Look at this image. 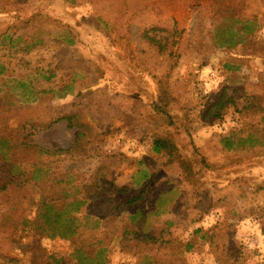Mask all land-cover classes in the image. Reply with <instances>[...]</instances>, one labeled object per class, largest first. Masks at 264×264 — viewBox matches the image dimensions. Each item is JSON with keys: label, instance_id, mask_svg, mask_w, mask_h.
Wrapping results in <instances>:
<instances>
[{"label": "rangeland", "instance_id": "1", "mask_svg": "<svg viewBox=\"0 0 264 264\" xmlns=\"http://www.w3.org/2000/svg\"><path fill=\"white\" fill-rule=\"evenodd\" d=\"M230 12L257 23L231 51L221 49L214 29L230 24ZM3 32L37 33L31 67L56 75L49 84L23 67L11 71L14 78L33 79L39 89H73L64 99L45 95L11 107L10 132L42 152L13 175L0 162V264H79L76 249H100L107 264H140L146 253L158 264H264V114L248 112L258 105L253 97L264 109V0H0ZM7 54L1 47L3 61ZM159 83L170 92L174 127L151 108ZM222 96L225 118L214 120ZM11 101L2 90L0 111ZM242 129L239 139L251 135L261 144L230 150L225 139L238 141L232 133ZM162 135L174 152H153ZM100 169L117 192L72 214L76 236L24 232L42 200L63 189L81 200ZM141 195L138 206H127ZM140 205L148 214L139 237L163 233L168 244H142L139 256L137 243L130 252L122 240L129 228L139 231L129 217ZM189 241L191 252L183 248Z\"/></svg>", "mask_w": 264, "mask_h": 264}, {"label": "trees", "instance_id": "2", "mask_svg": "<svg viewBox=\"0 0 264 264\" xmlns=\"http://www.w3.org/2000/svg\"><path fill=\"white\" fill-rule=\"evenodd\" d=\"M257 23H252L251 21L244 19H235L234 14L230 12V24H220L217 25L215 29V39L218 41V44L221 49L225 50H234L238 46L246 43L252 35L257 30ZM237 27V29H236ZM29 34V33H28ZM15 36V37H14ZM36 40L34 45H31L30 42ZM154 42V41H152ZM41 43V39L37 37V33L32 35H28V37L24 38L21 36L17 37V33L11 34L9 32L0 33V48L3 46L7 47L8 54L5 55L6 60H2L0 57V92L4 90L8 96L14 101L8 103L10 105L9 109L0 111V162L6 165H10V175L15 174L16 170L22 167L23 165H29L35 160L36 154L42 152L40 148L34 145H30L26 141V137L23 135H18L14 132H10L8 125V115L11 113V107L16 105V102L19 104H33L38 101L39 96L45 95H53L58 99H64L69 93H72V85H64L58 89L49 87L48 89H39L37 85H35V80L29 78H14L11 75V71L15 68L23 67L26 69V73L29 72L30 77L32 76L42 79L47 83L54 84V79L56 75L49 72V70L39 69L41 67H35L34 69L31 67L32 61L29 60L30 54L33 49ZM24 44V46H23ZM15 50L14 56L10 53L12 50ZM50 68V67H49ZM20 69V70H21ZM51 69V68H50ZM52 70V69H51ZM33 73V74H31ZM159 93L157 99L152 103L151 108L154 114L157 116V119L164 126L174 127L175 122L169 111V100H170V92L169 90L161 83L158 85ZM253 102L258 103V105L253 104L248 107V112L252 115H263L264 109L260 104V99L258 97H253ZM232 104V101H230ZM228 103L226 102L225 96H222L221 99L215 103L214 109V120H222L225 118V106ZM212 109V110H213ZM213 112V111H212ZM67 122H71L69 117L64 119ZM264 121V117H262ZM71 125V124H70ZM69 125V126H70ZM84 126H80L78 128H83ZM161 125H157V129H160ZM245 133V129L236 130L232 134L236 137L243 138L241 135ZM85 138L84 133H80L79 140L77 142V146L80 145ZM226 142H228L230 146V150H233L235 147L238 150L244 149L247 143L251 141L253 143L252 147L257 146L259 140L254 138L251 135H248L247 139H233L232 137L226 138ZM173 144L166 136H157L153 143V152L157 154H163L167 151L174 152ZM104 172V171H103ZM101 169L97 172L92 179V181L85 185L82 189V199H72L74 198L70 193L69 189H63L61 191L60 196L57 198H53L51 200H42L41 207L38 210L32 221L26 219L24 223H22V227L24 232H28L29 230H33L36 232H41L44 236L49 239L55 240L57 238L67 240L71 239L78 233L77 221L73 218L72 214L77 213L80 210V207L85 205L87 202L93 200H99L102 198H106L109 195H112L117 192L115 189V184L107 183V175H101ZM22 181L21 184H28L27 178L29 177L25 173H22ZM16 176V175H15ZM12 184V182H11ZM20 188L24 187L22 185ZM70 187V186H68ZM71 188V187H70ZM145 190L143 193H145ZM142 195L129 201L127 206L134 207L140 204V199ZM13 205H11L4 216V224L8 222L9 216L13 213ZM133 209V208H132ZM6 211V210H4ZM144 208L140 205V207H136L134 213L130 215V224L132 227H138V232H132L128 229L125 232L123 238L124 250L132 252L133 249L130 247L132 244L137 243L136 249L138 250V255L140 256V250L142 244H145L146 247L150 245H156L160 241L161 245L168 244L165 239H163V233L160 236H152L145 234L141 239L139 236L141 234L142 228L145 225L147 220V214L144 213ZM10 214V215H9ZM9 215V216H8ZM10 225V224H9ZM7 225V226H9ZM14 226V224L12 225ZM196 235H200L201 231H196ZM206 238V237H201ZM195 243L189 241L184 244L183 248L187 252H191L194 249ZM75 256L78 258L79 264H107L106 257L104 256V251L98 250L93 254L87 253L84 249H76ZM144 258V262L140 264H158L156 258L148 257V254L142 255ZM184 262V261H183ZM185 263V262H184Z\"/></svg>", "mask_w": 264, "mask_h": 264}]
</instances>
